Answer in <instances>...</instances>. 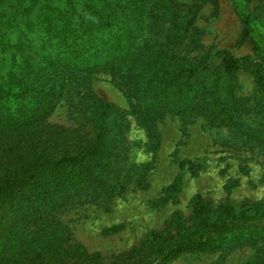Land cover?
I'll list each match as a JSON object with an SVG mask.
<instances>
[{"label": "trees", "instance_id": "obj_1", "mask_svg": "<svg viewBox=\"0 0 264 264\" xmlns=\"http://www.w3.org/2000/svg\"><path fill=\"white\" fill-rule=\"evenodd\" d=\"M28 1L18 0L19 8L39 4L41 45L10 43L0 31V264H132L139 246L106 262L51 217L75 199L107 198L122 188L128 146L119 110L89 95L78 126L46 118L75 75L109 67L125 75L134 111L145 122L151 111L195 110L207 94L213 99L209 114L225 123L234 107L226 97L235 65L248 67L263 84L259 99L264 102V12H245L239 0H231L259 60L232 59L221 73L207 53L188 57L182 49L193 15L175 0ZM4 17L0 8V27ZM234 120L240 129L245 125ZM246 127L264 143V123L261 129ZM190 207L195 228L151 249L147 259L163 264L184 252L251 245L261 252L245 264H264V198L244 200L236 208L223 202L212 210L194 194ZM147 259L138 264H148Z\"/></svg>", "mask_w": 264, "mask_h": 264}, {"label": "rangeland", "instance_id": "obj_2", "mask_svg": "<svg viewBox=\"0 0 264 264\" xmlns=\"http://www.w3.org/2000/svg\"><path fill=\"white\" fill-rule=\"evenodd\" d=\"M21 1L22 5L29 3ZM175 1L193 15L181 46L188 57L207 53L211 67L221 73L232 59L259 60L231 0ZM239 3L245 12H264V0ZM19 7L18 0H0L6 18L0 27L2 38L10 43L22 40L33 42L35 47L41 45L43 33L35 16L39 4L27 11ZM235 66L230 70L232 89L226 97L234 107L225 123L209 114L213 99L206 94L188 113L151 111L146 125L134 111V96L120 70L104 67L75 75L46 121L76 127L86 96L106 99L122 118L128 146L122 164L125 177L122 188L110 197L75 199L51 217L106 262L139 246L141 252L129 259L138 264L147 259L145 255L151 249L161 248L195 228L190 207L194 194H200L212 210L223 202L236 208L244 200L263 199L264 143L243 129L263 127L264 102L259 99L263 84L248 67ZM233 120L245 124L243 131ZM151 231L162 235L157 239L146 236ZM260 252L251 245L220 246L210 251L184 252L163 264H245ZM147 260L148 264L156 262L152 257Z\"/></svg>", "mask_w": 264, "mask_h": 264}]
</instances>
